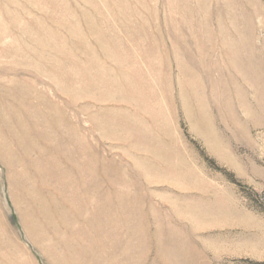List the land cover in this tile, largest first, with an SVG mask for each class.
<instances>
[{"label": "rangeland", "instance_id": "1", "mask_svg": "<svg viewBox=\"0 0 264 264\" xmlns=\"http://www.w3.org/2000/svg\"><path fill=\"white\" fill-rule=\"evenodd\" d=\"M0 264H264V0H0Z\"/></svg>", "mask_w": 264, "mask_h": 264}, {"label": "bare ground", "instance_id": "2", "mask_svg": "<svg viewBox=\"0 0 264 264\" xmlns=\"http://www.w3.org/2000/svg\"><path fill=\"white\" fill-rule=\"evenodd\" d=\"M14 112V111H13ZM11 163V162H10Z\"/></svg>", "mask_w": 264, "mask_h": 264}]
</instances>
